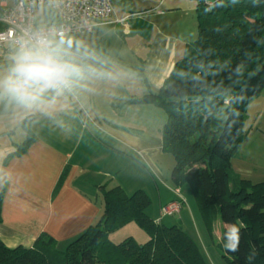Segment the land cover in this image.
I'll use <instances>...</instances> for the list:
<instances>
[{
    "label": "crops",
    "instance_id": "0c3cea01",
    "mask_svg": "<svg viewBox=\"0 0 264 264\" xmlns=\"http://www.w3.org/2000/svg\"><path fill=\"white\" fill-rule=\"evenodd\" d=\"M111 1L113 16L105 24L63 39L66 58L83 69L69 93L49 90L40 103L25 107L0 87V241L10 249L31 248L47 234L63 250L99 223L104 192L119 187L131 196L140 191L132 187L138 185L133 179L140 174L152 179L147 165L167 182L155 164L162 156L167 114L134 100L156 94L196 39L197 3L141 0L145 8L131 12L117 11ZM2 6L0 0V18ZM56 22L47 7L35 11L36 26ZM16 55L0 50V81L9 76ZM124 169L132 173L124 175ZM184 190L185 185L175 190L184 200L180 213L187 200ZM158 193V211L176 199ZM148 209L146 215L158 221L160 211L151 217Z\"/></svg>",
    "mask_w": 264,
    "mask_h": 264
},
{
    "label": "trees",
    "instance_id": "16d2710c",
    "mask_svg": "<svg viewBox=\"0 0 264 264\" xmlns=\"http://www.w3.org/2000/svg\"><path fill=\"white\" fill-rule=\"evenodd\" d=\"M196 3V39L159 91L134 102L166 112L162 151L174 159L171 182L191 186L210 237L218 216L221 239L211 240L223 262L264 264V183L252 184L230 166L243 137L246 107L264 90V0ZM103 200L99 223L63 250L47 234L28 249H10L0 241V264H205L179 226L166 227L146 215L150 200L142 191L127 196L115 187ZM130 223L148 241L111 242L110 235ZM232 225L240 229L236 251L225 247Z\"/></svg>",
    "mask_w": 264,
    "mask_h": 264
},
{
    "label": "rangeland",
    "instance_id": "374dc122",
    "mask_svg": "<svg viewBox=\"0 0 264 264\" xmlns=\"http://www.w3.org/2000/svg\"><path fill=\"white\" fill-rule=\"evenodd\" d=\"M113 7L116 8L117 11L124 10L139 12L145 8V3L141 0H113ZM242 136L243 137L238 146V150L230 162L231 170L240 178L250 182L252 180V182L264 180V90H262L260 95L252 100L246 107ZM161 152L162 156L156 159L155 164L164 172L167 182L163 183L147 165L146 171L149 173L148 176L150 173L153 175L152 179L149 177L151 179L149 180V178L143 176L144 174H140L137 177V181H134L133 179L134 183H132L138 185H134L132 187H134V189H140V191L144 190L145 193H148L152 201V204L150 202L148 207L149 216L158 217L160 211L159 220L163 222L164 226H179L198 244L201 255L206 261H204L205 264H225L220 257L218 248L212 243V240L215 242L217 237L218 239H221V236L218 235H221L222 224L219 221L218 216H216V218H214V222L212 223V236L210 237L206 224L204 222L202 224L200 220L201 215L199 210L196 208L197 206H195L193 202L194 198L191 193L192 188L189 184L185 185V189L188 191L189 196L185 194L186 190L183 191L184 197L187 200L182 213L179 212L171 216H161V209L164 206L158 211V191L160 192V195H163L164 193V195H167L168 197H181L180 194H176L175 191L179 187H176L170 179V173L174 166V159L171 154L163 152L162 148ZM131 171L129 169H124V175H129L132 173ZM152 181H154V183ZM129 190L130 189L128 188L127 191ZM148 195L146 194V196ZM128 237H131L138 244L142 245L146 241L147 236L138 226L130 223L111 234L110 240L114 244H119Z\"/></svg>",
    "mask_w": 264,
    "mask_h": 264
},
{
    "label": "built area",
    "instance_id": "2783aa9c",
    "mask_svg": "<svg viewBox=\"0 0 264 264\" xmlns=\"http://www.w3.org/2000/svg\"><path fill=\"white\" fill-rule=\"evenodd\" d=\"M204 1L208 3V0ZM5 3L6 0H2L0 50L8 48L17 54L22 45L31 46L40 40L90 34L113 16L111 0H13L11 5ZM40 7L53 11L57 22L45 27L36 26L35 11ZM70 90L71 86L61 91L69 93ZM176 194L179 195L178 191ZM183 204V199L178 196L161 209V216L179 213Z\"/></svg>",
    "mask_w": 264,
    "mask_h": 264
},
{
    "label": "clouds",
    "instance_id": "9594fccd",
    "mask_svg": "<svg viewBox=\"0 0 264 264\" xmlns=\"http://www.w3.org/2000/svg\"><path fill=\"white\" fill-rule=\"evenodd\" d=\"M64 43L61 39L57 44L40 40L31 46L22 45L9 76L0 81V87L25 107L40 103L49 90L59 92L69 88L74 80L82 77L83 69L66 58L62 47ZM68 46L71 47V41ZM239 233L236 225L229 227L225 244L227 249L237 250Z\"/></svg>",
    "mask_w": 264,
    "mask_h": 264
},
{
    "label": "water",
    "instance_id": "95a60500",
    "mask_svg": "<svg viewBox=\"0 0 264 264\" xmlns=\"http://www.w3.org/2000/svg\"><path fill=\"white\" fill-rule=\"evenodd\" d=\"M182 101L184 100V98L181 99Z\"/></svg>",
    "mask_w": 264,
    "mask_h": 264
}]
</instances>
